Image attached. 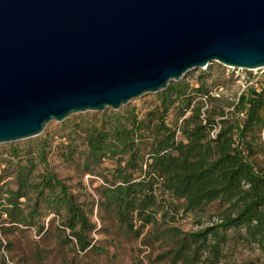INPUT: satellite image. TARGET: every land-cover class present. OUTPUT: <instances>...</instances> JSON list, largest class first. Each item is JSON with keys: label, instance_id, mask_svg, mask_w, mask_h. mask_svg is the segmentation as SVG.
Here are the masks:
<instances>
[{"label": "trees", "instance_id": "16d2710c", "mask_svg": "<svg viewBox=\"0 0 264 264\" xmlns=\"http://www.w3.org/2000/svg\"><path fill=\"white\" fill-rule=\"evenodd\" d=\"M210 72L209 66L192 79L185 74L170 80L143 111L125 103L61 122L63 159L75 152L84 172L99 175V204L131 234L158 212L201 214L210 204L220 207L216 220L198 228L173 227L165 264H218L229 230L264 250V167L253 157L261 148L264 82L246 84L227 100L214 91L224 79L208 80ZM43 140L22 151L9 147L6 175L12 184L0 182V214L41 230L39 217L52 212L57 227L67 231L64 240L81 250L94 248L91 207L81 205L47 167ZM105 159L112 165L103 172ZM38 162L43 168L36 171Z\"/></svg>", "mask_w": 264, "mask_h": 264}, {"label": "water", "instance_id": "95a60500", "mask_svg": "<svg viewBox=\"0 0 264 264\" xmlns=\"http://www.w3.org/2000/svg\"><path fill=\"white\" fill-rule=\"evenodd\" d=\"M212 61L264 66V0H0V142Z\"/></svg>", "mask_w": 264, "mask_h": 264}, {"label": "rangeland", "instance_id": "374dc122", "mask_svg": "<svg viewBox=\"0 0 264 264\" xmlns=\"http://www.w3.org/2000/svg\"><path fill=\"white\" fill-rule=\"evenodd\" d=\"M209 66L211 72L208 80L224 79V84L214 91L227 100H231L246 84L264 82V66L246 69L225 66L217 61L204 67L190 68L182 75L186 74L187 78L192 79L200 69ZM152 101L153 92H146L130 98L126 103L143 111ZM87 111L92 110L84 112ZM84 112L71 113L66 117ZM170 117L168 114L167 119ZM62 120L49 121L36 135L0 142V182L12 184L11 176L6 175L10 168L7 153L11 144L22 151L34 147L37 140L44 138L47 167L68 184L81 205L86 209L91 207L89 218L95 225L89 236L95 247L81 250L73 240H64L67 231L62 233L57 227V217L52 212H45L39 217L43 225L41 230H36L35 226L12 224L0 214V264H165L166 251L173 245V227L195 229L217 219L220 207L210 204L201 214L168 210L164 215H159L158 212L156 220L143 225L137 235L124 230L111 213L99 204L98 184L102 183L99 175L84 172L80 157L75 152L71 158L63 159L59 135L66 130V125L61 123ZM257 140L261 142V148L253 157L264 167V127ZM111 165L112 161L105 159L99 170L104 172ZM42 168L41 162L35 166L36 171ZM228 233L218 264H264L263 249L232 236V230Z\"/></svg>", "mask_w": 264, "mask_h": 264}, {"label": "built area", "instance_id": "2783aa9c", "mask_svg": "<svg viewBox=\"0 0 264 264\" xmlns=\"http://www.w3.org/2000/svg\"><path fill=\"white\" fill-rule=\"evenodd\" d=\"M215 129H216V127H213V128H211V130L209 131V134H210L211 136L214 134Z\"/></svg>", "mask_w": 264, "mask_h": 264}]
</instances>
